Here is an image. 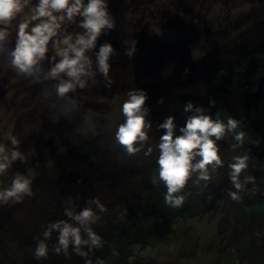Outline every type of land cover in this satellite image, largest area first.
I'll use <instances>...</instances> for the list:
<instances>
[{
    "label": "rangeland",
    "instance_id": "rangeland-1",
    "mask_svg": "<svg viewBox=\"0 0 264 264\" xmlns=\"http://www.w3.org/2000/svg\"><path fill=\"white\" fill-rule=\"evenodd\" d=\"M30 3L35 6L38 0ZM107 3L115 28L98 38L89 55L95 70L94 53L103 43L112 44L115 54L109 60V76L113 83L107 87L98 74L96 83L89 80L88 87L70 93L80 105L71 118L59 115L62 101L42 95L55 81L30 83L8 66L17 22L10 29L6 51L0 53V143L10 147L7 137H15L27 156L24 163L13 162L0 177V187L8 186L17 172L36 173L32 197L0 205V264H17L24 250L45 239L42 233L50 223L65 220L79 226L65 210L79 213L93 198L108 209L100 214L91 205L101 217L91 227L102 237L103 247L81 257L70 244L68 255L57 254L53 248L59 233L53 230L46 241L47 259L34 264H85L87 259L96 264L97 258L105 264H264V229L249 244L242 235L252 225L250 206L264 207V0ZM65 28L73 34L83 31L77 24L66 23ZM130 39L137 41L132 57L125 54L124 41ZM53 55L50 42L48 59L42 61L45 71L52 66ZM133 89L145 91L148 97L145 107L152 127L145 150L151 146L153 153L147 157L143 152L127 156L114 142L115 127H106L109 116L117 124L123 122L119 110ZM189 102L193 111L185 112ZM53 103L56 109L50 107ZM195 108L205 109L204 114L213 119L219 113L225 123L233 117L240 121L237 131L247 136L235 151L231 134L218 141L224 167L212 173L206 186L204 182L194 185V175L185 189L189 195L184 206L172 209L164 203L163 185L151 183L157 167L156 144L165 132L158 125L172 116L175 135H180ZM85 116L96 122L97 135L82 127ZM245 153L249 167L241 179L251 175L255 182L236 202L228 196L234 190L228 164L232 156ZM81 235L87 239L83 230ZM82 250L88 251V246L82 245ZM128 256L136 258L134 263L128 262Z\"/></svg>",
    "mask_w": 264,
    "mask_h": 264
},
{
    "label": "clouds",
    "instance_id": "clouds-1",
    "mask_svg": "<svg viewBox=\"0 0 264 264\" xmlns=\"http://www.w3.org/2000/svg\"><path fill=\"white\" fill-rule=\"evenodd\" d=\"M77 17L82 18L78 23ZM13 22H17L15 47L7 52L8 66L17 77H24L30 80V83L55 81L51 88L42 91V95L46 99L54 95L57 101H62L58 109L59 115L71 118L74 112L79 111L78 101L69 94L88 87L89 80L96 83L95 78L98 74L107 81V87L113 83L109 76V60L115 54L112 44L105 42L100 45L99 51L94 53L95 70L94 61L89 55L96 48L98 38L115 28V20L108 10L107 0H87V3L85 0H38L35 6L31 5L30 0H0V53L6 51L5 43ZM66 23L77 24L83 31L68 33L66 28L62 30ZM50 42L54 55L49 59L52 66L45 71L42 61L48 59ZM124 44L127 46L125 54L132 57L136 51L137 41L130 39L124 41ZM147 99L145 91L129 90L119 110L123 122L117 124V121L109 116L106 125L108 129L115 127L114 142L129 157L141 152L146 157L153 153L151 146L145 150V145L150 139L148 133L152 127L147 120L149 112L145 107ZM50 107L56 109L57 105L53 103ZM193 108V104L189 102L184 110L189 112L193 111ZM204 112L203 108H195L194 114L188 116L186 124L179 129L180 135H175L176 124L172 116L158 125V128L164 129L165 132L156 144L157 167L151 174V183L156 187L163 185L164 203L169 208L179 209L184 206L189 195L185 189L194 175L196 177L194 185L199 186L204 182L206 186L212 179V173L224 167L225 161L222 159L218 141L231 134L236 141L235 144H231L233 151L245 144L247 134L243 130L237 131L240 128V121L229 116L225 123L219 113L213 119ZM82 127L92 135L98 134L96 122L90 116L84 117ZM7 139L10 141V147L0 143V177L6 175L13 162L27 161V156L19 150L21 142L12 136ZM248 162L249 155L245 153L232 156L228 164V175L234 189L228 192V196L233 201H242L241 193L246 191L248 184L255 182V177L251 175H243V180L241 179L249 167ZM35 176L36 173L31 170L27 175L17 172L8 186L0 187V205L9 203L14 205L23 202L25 197H32ZM87 204L89 206L84 207L79 213L72 209L65 210L66 216L78 222L79 226H73L65 220L48 224L47 230L42 233L45 239L36 244L33 253L35 259H47L49 247L46 241L51 237L53 230L59 233L58 243L53 248L57 254L63 252L68 255L70 244L81 257H88L93 249L103 247L102 237L91 227L101 217L91 205H96L100 214L107 213L108 209L99 198L90 199ZM126 214V210L121 212L120 218ZM82 230L86 233L87 239H82ZM82 245L88 246V251H83ZM113 255L118 253L113 250ZM85 264L93 262L87 259ZM96 264L105 262L97 258Z\"/></svg>",
    "mask_w": 264,
    "mask_h": 264
},
{
    "label": "trees",
    "instance_id": "trees-1",
    "mask_svg": "<svg viewBox=\"0 0 264 264\" xmlns=\"http://www.w3.org/2000/svg\"><path fill=\"white\" fill-rule=\"evenodd\" d=\"M251 166L256 167V163L253 162ZM248 211L252 219V225L249 228H247L242 235L244 236V238H246L247 243L249 244L252 242L254 236L258 232L264 229V207L261 205H251ZM34 250L35 248L24 250L25 251L24 255L21 259H19L20 262L18 261V263L19 264H34V263L41 262L43 259H40V260L35 259L33 255ZM135 260L136 258H134V256H128V262L134 263ZM15 263L16 262L14 261L5 262V264H15ZM119 263H121V261Z\"/></svg>",
    "mask_w": 264,
    "mask_h": 264
}]
</instances>
